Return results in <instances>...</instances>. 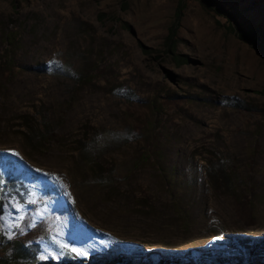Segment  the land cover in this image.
Wrapping results in <instances>:
<instances>
[{"label":"rangeland","instance_id":"rangeland-1","mask_svg":"<svg viewBox=\"0 0 264 264\" xmlns=\"http://www.w3.org/2000/svg\"><path fill=\"white\" fill-rule=\"evenodd\" d=\"M215 1L0 0V264L264 240V56L217 11L264 4Z\"/></svg>","mask_w":264,"mask_h":264},{"label":"trees","instance_id":"trees-1","mask_svg":"<svg viewBox=\"0 0 264 264\" xmlns=\"http://www.w3.org/2000/svg\"><path fill=\"white\" fill-rule=\"evenodd\" d=\"M211 7L217 4L215 0H205ZM264 1L254 0L252 7L263 6ZM217 10L222 16L227 18L228 28L240 40L250 44L264 56V11L255 16L247 23L240 20L241 14L234 12L218 4ZM251 9V8H250ZM247 10V8H246ZM180 15V11L178 12ZM174 30V28H173ZM167 37V45L169 53L177 62H186V57L177 53V45L175 42V32ZM14 40V39H13ZM7 43L12 45V34L7 35ZM141 50L145 55H150L151 50L142 45ZM259 94L264 96V90ZM224 176L227 183H232V175L224 169ZM233 179V180H232ZM233 247H227L226 242L217 241L215 245L208 248L191 249L190 251H172V250H155L152 252H144L136 249L135 246L129 244L115 245L113 250L108 254H99L93 257L92 261L101 264H264V240L259 243H250L239 240L237 236H231ZM34 255V256H31ZM27 257L33 258V264H54L51 262H41L30 249L16 250L15 254L7 258L5 264H21ZM57 264V263H56ZM60 264H84L65 260Z\"/></svg>","mask_w":264,"mask_h":264}]
</instances>
